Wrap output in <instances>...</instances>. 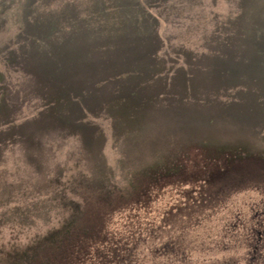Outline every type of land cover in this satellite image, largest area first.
Instances as JSON below:
<instances>
[{
	"label": "rangeland",
	"instance_id": "374dc122",
	"mask_svg": "<svg viewBox=\"0 0 264 264\" xmlns=\"http://www.w3.org/2000/svg\"><path fill=\"white\" fill-rule=\"evenodd\" d=\"M90 11L108 15L92 28L112 14L148 28L115 56L135 99L114 100L111 79L95 85L107 61L73 20L89 28ZM119 31L104 36L128 39ZM189 71L209 100L158 103L163 83ZM117 101L143 107V120H119ZM175 150L179 179L109 226L137 233L133 264H264V0H0V264H20L62 225L78 176L121 186Z\"/></svg>",
	"mask_w": 264,
	"mask_h": 264
},
{
	"label": "trees",
	"instance_id": "16d2710c",
	"mask_svg": "<svg viewBox=\"0 0 264 264\" xmlns=\"http://www.w3.org/2000/svg\"><path fill=\"white\" fill-rule=\"evenodd\" d=\"M88 13L94 14L89 23H87L89 28H82L84 22L77 17L76 19L73 17V20L79 26L78 30H83L84 34L87 35L88 38L85 40L89 46L87 48L96 51L99 57L105 58L107 61L108 65L104 64L99 69L94 66L95 71L92 72H96L98 76H96L95 85L97 83L99 85L105 84L106 80L111 79L110 81L115 82L114 89L119 93V95L117 94L114 97V100L122 97L135 99L136 96H129L130 93L126 91L130 88L126 87L127 82H122L123 80L118 79V74L121 76L125 71L124 58L122 60L121 57L116 58L115 56H117V51L120 52L122 43H129L138 37L143 39L148 28L143 23L141 24L144 28L138 27L140 23L131 25L133 23L132 20H139V18L135 19L137 16L133 15V19H128L125 16L118 17L116 14L110 16L114 19L111 23L109 22V18L107 19L108 25L106 27L101 25L100 28H92L95 24L94 17L99 16L104 22L105 17L108 15L99 11H90ZM64 17V15L58 17V20L61 22L59 29H61L62 23L66 22ZM129 26H134L136 29L130 32V29H125ZM124 30L126 31L124 32ZM104 31L111 32L113 35L117 31L119 33L129 31L128 39L123 40L117 37L114 39L112 36L109 40L108 37L104 36ZM95 35H98V38H95ZM74 41H79V38ZM112 43L118 44L117 46H113L116 49L115 51L111 48ZM106 44L109 45L106 46ZM145 45L146 40L143 45L140 44L137 47L142 46V51L146 53ZM82 54L86 56V54ZM152 58L154 59V57ZM89 69L91 70V67ZM134 70L139 69L135 67ZM130 71V74H133L131 69L127 72ZM109 74H114L115 77L109 78ZM186 74V76H180L181 78L178 76L176 78L172 77L170 83L168 81L164 82L162 91L157 94V102L162 105L167 102L171 103V101L177 98H184L185 102H193L197 103V105L198 103L203 104L207 102L209 100L207 98L210 94V86L207 89L204 84L201 85L194 82L190 71ZM127 77L125 80H129ZM60 84H58V87L61 86ZM66 86L68 85L66 84ZM205 90L206 92H204ZM56 93L54 92V95ZM147 101L148 99L145 100V102ZM56 103L59 102L56 101ZM142 109L144 108L141 106L133 104L129 106L128 102L122 103L119 101L114 106V110L119 113L118 119H125L131 123L139 122L142 119V115L144 114L141 113ZM177 116L184 118V116ZM84 147L86 148V145ZM180 156H182L181 152L175 150L171 154H165L162 157L156 158L151 164L133 168L128 173L125 183L121 186L107 185L101 181H97L94 175L85 174V176H78L79 178L73 180L74 183H77L75 187L77 189H72V197H76L77 200L69 197V203L73 205V208L70 209V215L61 226L52 230L34 244L30 251L21 258L20 264H133V262H137V259L134 258L135 255H133V251L140 241L139 237L136 236L137 233L133 232L121 239L116 238L109 228L112 218L118 213L147 208L146 206L150 203L151 199L154 198L155 200L157 197L155 194L156 190H159L161 186H168L164 185L165 180L179 179L183 167ZM179 181L178 186L189 184V180L187 179ZM156 254L157 252H154L155 256Z\"/></svg>",
	"mask_w": 264,
	"mask_h": 264
}]
</instances>
